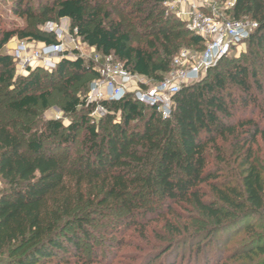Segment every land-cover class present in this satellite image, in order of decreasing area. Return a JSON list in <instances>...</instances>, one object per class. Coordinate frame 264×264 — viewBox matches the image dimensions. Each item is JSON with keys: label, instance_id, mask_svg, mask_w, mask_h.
I'll return each instance as SVG.
<instances>
[{"label": "trees", "instance_id": "trees-1", "mask_svg": "<svg viewBox=\"0 0 264 264\" xmlns=\"http://www.w3.org/2000/svg\"><path fill=\"white\" fill-rule=\"evenodd\" d=\"M163 1L48 0L41 7L46 15L69 19L83 42L102 55H113L130 72L157 83L171 71L172 59L182 45L198 50L205 47V40L190 31L186 21L166 15ZM15 10L22 17L35 15L27 0H17ZM224 13L230 20L258 23L246 41L252 57L258 55L255 48H264V0H235ZM14 34L4 33L0 47ZM22 37L58 43L54 35L46 33ZM254 63L224 57L202 80L182 87L168 119L130 95L103 101L109 113L99 124L85 114L80 123L65 126L51 119L33 130L28 124L19 128L7 125L0 114V178L6 185L0 190V264L59 263L66 253L80 259L82 240L92 238L96 207L111 203L134 215L148 212L151 193L163 204H191L216 220L220 225L210 229L209 236L235 223L218 202L240 210L237 220L259 216L264 211V175L252 157L258 136L264 139V127L254 119L257 111L264 114V86ZM92 68L82 57L63 58L51 72V77L65 84L66 112L76 114L79 106L86 105L69 90L89 72L98 78ZM14 73L13 58L0 53V87H4L0 112L6 109L32 115L40 101L48 104L51 92L45 89V78L49 75L30 71L17 83ZM95 108L96 104H89L87 109L92 113ZM248 110L251 116L241 120L242 132L237 135L244 143H234L244 154L241 190L213 185L217 198L204 199L202 184L212 185L219 174L208 167L209 150L219 149L218 156L222 154L218 140L235 135L237 115ZM118 114L121 121H116ZM82 128L86 131L85 152H62L63 144L74 146ZM58 137L63 143H51ZM252 240L250 254L258 256L253 264H264V234ZM163 248L164 253L172 252L174 246L168 243Z\"/></svg>", "mask_w": 264, "mask_h": 264}, {"label": "rangeland", "instance_id": "rangeland-1", "mask_svg": "<svg viewBox=\"0 0 264 264\" xmlns=\"http://www.w3.org/2000/svg\"><path fill=\"white\" fill-rule=\"evenodd\" d=\"M48 0H27L33 5L35 15L33 17H22L16 12L17 0H0V42L4 33L15 31L16 34L2 47L0 53L10 55L15 63V81L19 83L23 77L29 75L30 71L40 70L47 74L45 78V89L51 92L46 106L40 104L33 110L32 115H21L3 109L0 114L7 125L21 127L28 124L33 130L39 129L41 125L51 119L60 120L65 126L72 122L80 123L83 115H89L90 121L99 124L98 116L95 118L88 111V97L91 92V85L97 79L94 74L89 72L81 81L76 82L70 88V93L79 97L81 101H86L85 106H79L76 114L68 113L65 110L68 98L65 92V84L62 80L50 76L55 68L45 67L40 62L28 60L25 65L23 62L28 59L33 51L41 50L46 43L31 37H22L26 33L50 34L63 45L66 56L69 59L82 57L86 65L91 66L95 71H103L108 64L105 61L95 62L93 59L95 50L77 35L72 29V22L67 18L57 19L53 14H45L41 3ZM120 1V0H119ZM231 0H208V9L219 8L223 12L230 7ZM167 15V14H166ZM251 21L250 19H248ZM187 26V24H186ZM27 46V54H17L19 45ZM188 49L192 53H200L195 46L184 44L180 50ZM258 55L250 54L248 44L245 42L239 47H235L227 58L245 59L248 63H254L258 76L264 86V48H255ZM260 50V51H259ZM259 56L261 59H258ZM24 59V60H22ZM61 60V59H60ZM59 60V61H60ZM123 63L115 57L110 66H122ZM168 74L165 75V77ZM153 80H149L152 85ZM7 87L6 90L12 89ZM4 87H0L3 91ZM6 90L3 93H6ZM239 95L240 91L235 89ZM264 101V93L261 95ZM251 109V108H250ZM251 116V111H241L235 123L239 130L235 135L228 138L219 139L222 154L218 156L219 149L209 150V166L214 171L219 172L218 178L211 184H202V191L206 192L204 199L214 200L217 194L213 190V185L219 189L236 188L241 190V179L244 171V154L241 146L234 143H244L239 140L237 135L240 130L241 120ZM254 119L260 121L264 127V114L259 111L254 114ZM99 120V121H98ZM116 121H121V116L116 115ZM85 129H80L75 144L72 148L68 144H63L61 151L64 153H83ZM51 143H63V139L58 137ZM222 157H224L222 160ZM226 160V161H225ZM252 160L260 167L264 175V139L258 136L253 145ZM5 183L0 178V190L5 188ZM155 194V192H154ZM149 195L150 208L148 212L139 211L136 215L121 209L117 204L99 206L95 208L92 225L90 226L92 238L89 241L82 240L83 256L79 259L72 253L63 255L62 262H48L46 264H253L258 256L251 255V242L256 235L264 234V211L257 217L243 218L237 220L236 214L240 210H234L230 206L222 205L224 213L229 215L235 223L223 229H217L215 234L209 236L210 229L219 226L216 220L208 219L191 204H163L157 194ZM94 208L92 207V210ZM94 211V210H93ZM231 222V221H230ZM253 230H249L250 227ZM172 243V252H162L163 247ZM199 246V247H198Z\"/></svg>", "mask_w": 264, "mask_h": 264}, {"label": "built area", "instance_id": "built-area-1", "mask_svg": "<svg viewBox=\"0 0 264 264\" xmlns=\"http://www.w3.org/2000/svg\"><path fill=\"white\" fill-rule=\"evenodd\" d=\"M208 0H164L162 6L166 14H173L186 21L190 31L205 40V47L200 53H192L188 49L180 50L172 59V69L164 80L149 85L145 76L132 73L124 66H110L113 55H102L95 47L94 61H105L108 66L98 71V78L91 85L88 103L96 104L92 115L99 120L109 111L101 104L103 101H119L132 96L140 103L155 107L164 118L172 116L175 95L183 86L202 80L208 71L220 60L231 54L235 47L245 43L258 27L255 21L230 20L219 8L208 9ZM235 0L230 1V7ZM208 10V12H207ZM76 31V29H75ZM77 32V31H76ZM27 54V46L19 45L17 54ZM68 58L61 43L45 44L41 50L33 51L28 60L40 62L46 67L56 68L59 60ZM24 60V59H22ZM98 120V121H99Z\"/></svg>", "mask_w": 264, "mask_h": 264}]
</instances>
